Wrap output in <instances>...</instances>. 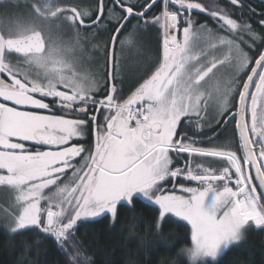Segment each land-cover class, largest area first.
Wrapping results in <instances>:
<instances>
[{
  "label": "snow or ice",
  "instance_id": "snow-or-ice-1",
  "mask_svg": "<svg viewBox=\"0 0 264 264\" xmlns=\"http://www.w3.org/2000/svg\"><path fill=\"white\" fill-rule=\"evenodd\" d=\"M219 2L0 0V214L10 235L50 238L64 264H93L80 224L111 228L122 211L137 219L139 205L157 243L184 239L165 236L166 224L190 226L177 255L215 264L264 230V13L257 31L244 0ZM153 30L155 58L130 69L125 45L142 48ZM82 62L95 66L90 78ZM205 125H232V135L203 147ZM181 176L203 187L168 192Z\"/></svg>",
  "mask_w": 264,
  "mask_h": 264
},
{
  "label": "trees",
  "instance_id": "trees-1",
  "mask_svg": "<svg viewBox=\"0 0 264 264\" xmlns=\"http://www.w3.org/2000/svg\"><path fill=\"white\" fill-rule=\"evenodd\" d=\"M244 2L246 5L244 13L246 17H250L249 23H252L259 31L262 26H259L258 22L261 19L260 14L264 13V0H244ZM219 6L223 7V3L219 2ZM155 33L153 30L145 34L144 50L149 47L153 55L157 49ZM142 61L148 63L146 55L136 56L130 63L140 66ZM232 127L230 125L219 134L216 141L222 142L226 137H230ZM203 132L205 135L198 136L196 139H208L215 134L211 129ZM92 141L93 138L89 139L88 143ZM201 146L209 147L210 145L205 141ZM182 163L183 161H181ZM181 185L195 186L194 182L178 178L165 185V188L168 192L183 193ZM136 215L137 219H132L131 214L122 211L115 226L111 228L107 220L80 224L75 233L76 239L80 248L84 250V254L92 259L93 264H185V260L177 253L181 248L191 245L190 226L185 227L175 223L165 225V236L175 233L176 236L184 237L179 241H172L176 246L169 248L157 243L159 238L148 227L150 214L143 207L138 205ZM125 216H129V218L125 219ZM25 238L31 245L27 250L21 249L19 245L20 239ZM37 239H39V243H36ZM169 239L171 238L169 237ZM141 240L144 245L153 247L141 248ZM65 260H67V256L57 249L52 239H45L43 236L37 238L32 234H27L26 237L14 236L10 235L6 228L0 227V264H33V262L64 264ZM215 264H264V230L248 231L246 238L238 245L231 246Z\"/></svg>",
  "mask_w": 264,
  "mask_h": 264
},
{
  "label": "rangeland",
  "instance_id": "rangeland-1",
  "mask_svg": "<svg viewBox=\"0 0 264 264\" xmlns=\"http://www.w3.org/2000/svg\"><path fill=\"white\" fill-rule=\"evenodd\" d=\"M201 2L205 3V4H208L210 7H214L217 6V4L219 5V0H201ZM143 51H144V54L146 55V57L148 58L149 55L148 54H151L152 51H150V48L148 47V49L144 50V46L142 47ZM139 48H135V51L136 53L140 56V54H143V51ZM151 58V56H150ZM135 65L137 66V64L135 63ZM95 69V66L94 65H90L86 62H82V63H78L77 64V71H78V74L82 77V78H89L90 77V74H91V70L93 72V70ZM221 141H216V143H220ZM179 178H183L182 176L179 177ZM184 179V178H183ZM195 186L194 187H203L201 185H198L196 182H194ZM172 192V191H171ZM187 195V194H186ZM6 225V221L5 219L3 218L2 214H0V227H5ZM227 251V250H226ZM222 252L220 257L226 252ZM220 257H218L217 260L220 259Z\"/></svg>",
  "mask_w": 264,
  "mask_h": 264
},
{
  "label": "crops",
  "instance_id": "crops-1",
  "mask_svg": "<svg viewBox=\"0 0 264 264\" xmlns=\"http://www.w3.org/2000/svg\"><path fill=\"white\" fill-rule=\"evenodd\" d=\"M155 37H157V33H155ZM124 39V37H122V40ZM156 43H157V39H156ZM135 48H138L136 45H133V44H128V45H125V47H124V49H123V53H122V55H123V57H124V60L126 61V63H127V66L130 68V69H134V68H136L137 66L135 65V64H131L130 62L131 61H133L134 60V57H136V56H139L137 53H136V51H135ZM118 49H119V46H118ZM139 49H141L142 50V48H139ZM161 52H162V43H161ZM143 51V50H142ZM156 54H157V52H155V55H153L152 53L151 54H148L149 55V57L147 58L146 57V59H147V62H149L151 59H153V58H155V56H156ZM117 55L119 56V55H121V53L119 52V50H118V52H117ZM141 56H144L145 54H140ZM150 56H151V58H150ZM133 57V58H132ZM147 63H143V61H142V64L140 65V67H143V66H145ZM95 71V69L93 70V72ZM91 73H92V70H91ZM90 78V77H89ZM103 119V118H102ZM208 129H211V125H205L204 126V128H203V131H206V130H208ZM94 142V137H93V141L92 142H89V143H93ZM169 192H171V191H169ZM172 192H174V191H172ZM176 195H186V193H179V192H174Z\"/></svg>",
  "mask_w": 264,
  "mask_h": 264
},
{
  "label": "water",
  "instance_id": "water-1",
  "mask_svg": "<svg viewBox=\"0 0 264 264\" xmlns=\"http://www.w3.org/2000/svg\"><path fill=\"white\" fill-rule=\"evenodd\" d=\"M224 130H225V129H224ZM224 130H223V131H224ZM221 133H222V132H220V130L218 129L217 132H216L214 135H217V136H218V135L221 134ZM203 140H204V141H207L208 139H203ZM253 173H254V172H253Z\"/></svg>",
  "mask_w": 264,
  "mask_h": 264
},
{
  "label": "flooded vegetation",
  "instance_id": "flooded-vegetation-1",
  "mask_svg": "<svg viewBox=\"0 0 264 264\" xmlns=\"http://www.w3.org/2000/svg\"><path fill=\"white\" fill-rule=\"evenodd\" d=\"M253 175H254V173H253Z\"/></svg>",
  "mask_w": 264,
  "mask_h": 264
}]
</instances>
